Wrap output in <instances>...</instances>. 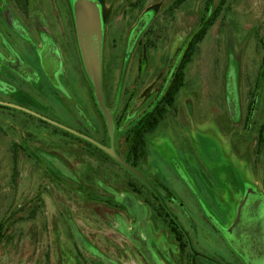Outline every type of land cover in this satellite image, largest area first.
I'll return each instance as SVG.
<instances>
[{
  "label": "rangeland",
  "instance_id": "374dc122",
  "mask_svg": "<svg viewBox=\"0 0 264 264\" xmlns=\"http://www.w3.org/2000/svg\"><path fill=\"white\" fill-rule=\"evenodd\" d=\"M211 19L133 160L139 123ZM0 101L75 132L0 107V264H180L175 222L233 264L243 200L264 196V0H0Z\"/></svg>",
  "mask_w": 264,
  "mask_h": 264
},
{
  "label": "flooded vegetation",
  "instance_id": "af4514ba",
  "mask_svg": "<svg viewBox=\"0 0 264 264\" xmlns=\"http://www.w3.org/2000/svg\"><path fill=\"white\" fill-rule=\"evenodd\" d=\"M140 24H142L144 28L145 20H142ZM0 102L14 104L9 101H0ZM14 105H17V104H14ZM17 106H21V105H17ZM0 107L14 109V110L26 113L30 116H33L42 122L49 123L25 111H22V110L13 108V107H8L5 105H0ZM21 107L28 109L27 107H24V106H21ZM41 116L45 117L43 115ZM56 123L70 129L69 127L59 122H56ZM62 129L66 130L65 128H62ZM82 138L88 139L84 135ZM253 190H254L253 188L250 189L248 198L246 200H243V207L241 210L239 220L236 222L235 226L233 227V233H234L233 235L235 238L234 243L238 249V252H232V255L234 257L230 255V258L233 264H264V262H262V260H264V196L261 194V192L256 191L257 192L256 193ZM171 226L176 228L179 233V237H178L177 233L176 234L172 233V230L170 229L171 235L174 237V243L178 245V248H176V250L178 251L177 255L180 256L179 257V260L181 262L180 264H203V262H200V263L198 262L197 260L198 258L211 259V261L214 262L215 264H220L218 260H215L214 258H209V256H205V254H203L202 252L196 251L191 241L192 235L189 232H186L185 230L180 229L179 226L176 224V222L172 224ZM235 256L242 259L244 262L243 263L239 262L237 259H235ZM165 257L169 264H174L171 258H168V256L166 255Z\"/></svg>",
  "mask_w": 264,
  "mask_h": 264
},
{
  "label": "trees",
  "instance_id": "16d2710c",
  "mask_svg": "<svg viewBox=\"0 0 264 264\" xmlns=\"http://www.w3.org/2000/svg\"><path fill=\"white\" fill-rule=\"evenodd\" d=\"M213 21L214 20L211 19L205 22L201 28L191 36L187 43V47L181 59L180 65L167 92L156 105V107L139 123L131 147V158L133 160H138L141 153H144V149L146 147V136L148 134L154 133L160 124L165 120L169 109L174 108L178 96L185 86L187 65L192 61L194 55L199 49L200 44H202V42L205 40L210 27L213 24ZM131 166L136 168V164ZM170 228L172 233H177V236L179 237L177 229L174 227Z\"/></svg>",
  "mask_w": 264,
  "mask_h": 264
},
{
  "label": "water",
  "instance_id": "95a60500",
  "mask_svg": "<svg viewBox=\"0 0 264 264\" xmlns=\"http://www.w3.org/2000/svg\"><path fill=\"white\" fill-rule=\"evenodd\" d=\"M142 28H143V26H142V24H140V25L135 29V31H134V33H133V35H132V38H131V42H130L131 46H133V44H134V42L136 41V39H137V37H138L140 31L142 30ZM94 84H95V91H96V96H97V100H98L99 106H100L101 110L103 111V114H104L105 117H106L107 124L111 127V125H112V118H111V117H112V116H111V113L109 112V110L106 108L105 103H104V98H103V96H102V94H101L100 74H99V71H97V70L95 71V75H94ZM0 105H5V106H8V107H13V108H16V109H19V110L25 111V112H27V113H29V114H31V115H34V116H36V117H38V118H40V119H42V120H44V121H47V122L51 123V124H53V125L59 126V127H61V128H65L64 126H61L60 124H58V123H56V122H54V121H51V120H49V119H47V118H45V117H42L41 115H39V114H37V113H35V112H32V111H30V110H28V109H25V108H23V107H21V106H17V105L10 104V103H3V102H0ZM65 129L71 131V130L68 129V128H65ZM71 132L75 134L74 131H71ZM76 134L80 136V134H78V133H76ZM81 136L83 137V135H81ZM92 142H94V141H92ZM94 143H95V142H94ZM100 147H101V146H100ZM101 148H102L104 151H106V152H108V153L111 154V152H110L107 148H105V147H101ZM115 158H116V159H117V160H118V161H119L124 167H126L128 170H130V171L133 172L135 175L139 176V177L142 178L144 181H146V179L142 176V174H141L136 168H134L133 166L129 165L127 162L120 160V159L117 158V157H115Z\"/></svg>",
  "mask_w": 264,
  "mask_h": 264
}]
</instances>
